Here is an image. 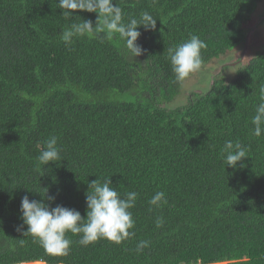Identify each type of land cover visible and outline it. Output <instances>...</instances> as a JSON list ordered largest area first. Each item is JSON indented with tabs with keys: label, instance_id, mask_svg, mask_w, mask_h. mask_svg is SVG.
Masks as SVG:
<instances>
[{
	"label": "trees",
	"instance_id": "obj_1",
	"mask_svg": "<svg viewBox=\"0 0 264 264\" xmlns=\"http://www.w3.org/2000/svg\"><path fill=\"white\" fill-rule=\"evenodd\" d=\"M262 1L114 0L125 19L143 11L157 19L155 30L138 29L143 53L132 61L118 37L63 40L95 13L65 18L58 0H0V264H264V135H252L250 122L264 46L232 78L165 107L182 87L168 48L197 35L206 66L244 42ZM51 136L61 160L39 165ZM227 140L248 148L235 168L221 158ZM108 177L121 194L138 193L135 236L85 247L68 233L70 251L53 256L17 230L25 195L41 200L48 189L55 200L45 203L85 217L88 182ZM158 191L167 203L156 208L148 201ZM141 240L149 246L137 252Z\"/></svg>",
	"mask_w": 264,
	"mask_h": 264
},
{
	"label": "clouds",
	"instance_id": "obj_2",
	"mask_svg": "<svg viewBox=\"0 0 264 264\" xmlns=\"http://www.w3.org/2000/svg\"><path fill=\"white\" fill-rule=\"evenodd\" d=\"M57 5L62 10L61 16L65 18H70L77 12L97 14L95 23L80 16L79 22L71 23L69 29L63 33L62 38L66 43L71 42L75 36L87 35L98 39L118 37L123 44V54L132 61L143 53L142 47L137 43L141 36L138 29L142 26L146 31L155 30L157 25V19L148 11L141 12L138 17L130 16L125 19L123 10L114 0H58ZM205 48L206 43L197 35H191L188 39L168 48L167 59L174 74L175 84L182 86L192 74L201 70L203 65L201 52ZM250 122L252 135L255 137L264 135V83L259 86V102L255 105ZM61 152L57 137H49L44 141V148L37 158L39 165L45 166L50 162L60 161ZM247 157L248 148L239 140H227L221 148V158L225 167L235 168L238 162ZM47 192L48 189L43 196L39 193L41 200L29 199L28 195L21 199L22 224L17 229L24 237H32L33 242L38 243L47 254L66 256L73 243L68 238V233L77 235L79 237L77 242L85 247L101 239L120 244L135 236L133 231L135 220L131 209L136 205L138 193L128 191L121 194L117 187L112 185L109 177L88 182L85 193L87 205L85 217L74 208L63 205L51 207L44 200L54 201L55 197L47 196ZM148 203L156 208L161 207L167 203L165 193L155 192ZM149 210L151 211V208ZM155 223L157 228L162 227L163 218L157 217ZM148 246L149 241L141 240L136 246V251L141 252Z\"/></svg>",
	"mask_w": 264,
	"mask_h": 264
},
{
	"label": "rangeland",
	"instance_id": "obj_3",
	"mask_svg": "<svg viewBox=\"0 0 264 264\" xmlns=\"http://www.w3.org/2000/svg\"><path fill=\"white\" fill-rule=\"evenodd\" d=\"M244 29L247 33L245 42L221 58L202 66L199 72L192 74L190 78L184 81L176 98L171 103L165 104V107L173 110L186 106L192 94L206 93L213 81L220 78L221 75L231 76L232 78L239 67L245 66L250 59L255 57L257 52L264 46V0L259 3ZM139 91L141 93V90ZM135 98L136 96L132 93L114 99L122 101L124 99L134 100ZM34 264L45 263L38 262Z\"/></svg>",
	"mask_w": 264,
	"mask_h": 264
}]
</instances>
